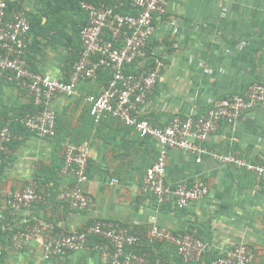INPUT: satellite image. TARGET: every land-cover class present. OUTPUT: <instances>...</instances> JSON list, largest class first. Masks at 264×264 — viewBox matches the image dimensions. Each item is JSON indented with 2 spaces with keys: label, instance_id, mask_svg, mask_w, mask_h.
Instances as JSON below:
<instances>
[{
  "label": "crops",
  "instance_id": "1",
  "mask_svg": "<svg viewBox=\"0 0 264 264\" xmlns=\"http://www.w3.org/2000/svg\"><path fill=\"white\" fill-rule=\"evenodd\" d=\"M24 8L37 22L43 10L39 0H25ZM48 22L41 17L39 26L51 28V33L45 35L37 28L30 34L29 57L39 72L67 79L75 51L59 41L53 19L50 25ZM154 24L156 32L147 57L149 61L160 57L165 66L141 110L153 125L162 128L175 116L203 114L254 82L264 84V0H169L166 14ZM108 76L110 79L109 73L100 72L98 79L77 85L75 97L54 100V139H41L14 124L17 139L0 167V210L4 215L0 264H109L105 242L95 238L84 251L50 260L44 259L43 239L30 241L22 250L10 243L12 234L23 229L26 221H42L57 231L74 233L96 220L120 223L138 234L143 240L139 253H145L150 264H186L172 244L146 241L154 215L168 231L197 235L208 245L202 261L191 264H211L215 256L241 243L254 250L253 264H264V181L244 169L222 166L211 156L197 163L183 151H170L168 183L202 181L209 195L185 210L173 202L159 207L144 189L146 170L158 156L157 144L112 118L97 125L89 114L85 97L99 95ZM34 109L27 93L0 82V122H17ZM85 142L90 151L83 190L91 195L94 205L80 212L61 201L59 194L71 180L62 174L65 146ZM206 147L210 153L264 163V105L244 114L234 125L222 123ZM31 182L37 183L45 202L26 211H11L9 195Z\"/></svg>",
  "mask_w": 264,
  "mask_h": 264
},
{
  "label": "built area",
  "instance_id": "2",
  "mask_svg": "<svg viewBox=\"0 0 264 264\" xmlns=\"http://www.w3.org/2000/svg\"><path fill=\"white\" fill-rule=\"evenodd\" d=\"M25 0H0V82L16 85L27 93L36 110L25 114L20 123L30 134L41 139L57 136V114L54 100L59 96L73 98L77 85L98 79L107 72L110 79L99 95H88L85 102L95 124L105 118L121 122L137 131L143 139L157 144L158 156L146 170L144 189L150 192L159 207L171 202L180 210L209 195L202 181L191 185H170L167 180V156L170 151H183L202 163L211 156L220 165L244 169L264 181V163H251L232 154L210 153L206 144L222 123L234 125L244 114L264 105V84L254 82L241 94L229 95L203 114L175 116L165 127H157L141 115L143 106L153 95L164 69L160 57L148 60L147 47L155 36V19L167 12L169 0H112L108 6L81 1L85 25L80 31L81 50L69 77L59 78L33 71L29 63L30 16L24 8ZM129 5V13L122 9ZM147 62L137 67L139 62ZM17 139L11 121L0 122V167L10 155V144ZM89 143L67 145L64 149L62 174L71 178L59 194V199L71 209L84 212L94 201L83 190L88 180ZM45 202L36 182L13 191L8 208L17 213ZM4 215L0 210V223ZM146 241H163L176 248L179 259L186 263L202 261L209 250L197 235L174 234L161 227L152 216ZM48 235V236H47ZM92 238L105 242L109 264H150L148 256L139 253L142 238L123 224L96 220L83 231L65 233L42 221H26L23 229L15 231L10 243L16 250L24 249L30 241H40L44 259L50 260L73 252L84 251ZM2 249L0 248V256ZM254 250L241 243L215 256L211 264H253Z\"/></svg>",
  "mask_w": 264,
  "mask_h": 264
},
{
  "label": "trees",
  "instance_id": "3",
  "mask_svg": "<svg viewBox=\"0 0 264 264\" xmlns=\"http://www.w3.org/2000/svg\"><path fill=\"white\" fill-rule=\"evenodd\" d=\"M81 1H87V2L93 3L97 6H100L102 4L108 6L112 3V0H81ZM81 1L78 2L76 10H74L73 7H70V9H69V10H74L78 14L79 22H80L79 27L77 29L74 28V31H73L74 33H72V35H67L65 32L66 27L63 26L62 23H58L57 19H56L59 16V14H61L64 11L65 6L67 5V2L64 0H53L52 5L43 7L42 14L40 15V18L37 19L38 20L37 22L32 20V17L29 15L30 21H31V29H32L31 33L34 30H36L37 28L42 30V32L45 35L48 33H51L52 32L51 28L49 29L46 26L43 27V26H39V25L41 23V17L48 18V20H49L48 25L51 24L50 23L51 19H53V22L56 23L55 24L56 28H54V29H56L55 31H56L57 36L59 37V41H62L65 46L73 47V49L75 51V57H76L75 62L78 60V55H79L80 50H81L80 31H81V28L85 25V18H86V16L84 15V13L82 12V10L80 8V2ZM129 12H131L129 5H127L126 7H124L122 9V13H124V14L129 13ZM29 63L31 65V69L33 71H38L36 68H34L30 57H29ZM108 79H109V76H108ZM32 103L34 105L33 101H32ZM34 108H35V105H34ZM35 110H36V108L32 112H34ZM22 117H20L17 122H15L14 120L11 121L12 131L14 133H15V131H14V124L15 123H18L22 127V125L20 123V120ZM2 122H4V121H2ZM22 129H24V128L22 127Z\"/></svg>",
  "mask_w": 264,
  "mask_h": 264
},
{
  "label": "rangeland",
  "instance_id": "4",
  "mask_svg": "<svg viewBox=\"0 0 264 264\" xmlns=\"http://www.w3.org/2000/svg\"><path fill=\"white\" fill-rule=\"evenodd\" d=\"M53 0H39V4L43 7L52 5ZM67 2V5L64 8V11L59 14L56 18L58 23H62L65 27L70 30L66 32L67 35H72L74 33V28L77 29L80 25L78 14L74 11L77 8L78 2L81 0H64ZM70 7H73L74 10H69Z\"/></svg>",
  "mask_w": 264,
  "mask_h": 264
}]
</instances>
